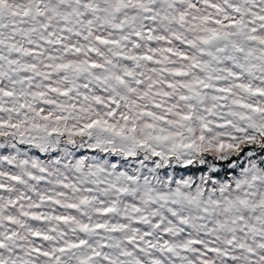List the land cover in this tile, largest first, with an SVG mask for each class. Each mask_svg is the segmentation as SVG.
I'll use <instances>...</instances> for the list:
<instances>
[{
    "label": "snow or ice",
    "instance_id": "snow-or-ice-1",
    "mask_svg": "<svg viewBox=\"0 0 264 264\" xmlns=\"http://www.w3.org/2000/svg\"><path fill=\"white\" fill-rule=\"evenodd\" d=\"M0 264H264V0H0Z\"/></svg>",
    "mask_w": 264,
    "mask_h": 264
}]
</instances>
